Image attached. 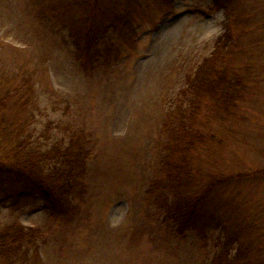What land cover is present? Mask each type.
Returning a JSON list of instances; mask_svg holds the SVG:
<instances>
[{
	"label": "rangeland",
	"instance_id": "obj_1",
	"mask_svg": "<svg viewBox=\"0 0 264 264\" xmlns=\"http://www.w3.org/2000/svg\"><path fill=\"white\" fill-rule=\"evenodd\" d=\"M82 1L0 0V74L30 76L34 91L7 118L42 143L76 131L90 148L84 191L66 210L25 196L22 176L0 182V234L39 236L0 264H219L224 254L264 264V0H98L95 18ZM207 58L232 78L234 106L202 104L193 127L205 140L185 150V188L241 176L213 186L174 232L164 121Z\"/></svg>",
	"mask_w": 264,
	"mask_h": 264
},
{
	"label": "trees",
	"instance_id": "obj_2",
	"mask_svg": "<svg viewBox=\"0 0 264 264\" xmlns=\"http://www.w3.org/2000/svg\"><path fill=\"white\" fill-rule=\"evenodd\" d=\"M97 2L98 0L81 2L87 5L88 11H92L89 12L92 18L98 16ZM211 2L223 9L228 4L226 0ZM231 79L215 67L214 59H204L198 69L187 76L182 95H179L181 99H174L173 105L166 113L164 130L168 135V141L163 145L164 155H161L160 160L166 185L170 192L174 193L172 199L164 203V219L170 221L174 232L183 231L189 224L187 223L189 218L197 219L203 196L213 186L231 176H241L239 173L216 177L208 186L192 192L197 193L195 195L188 192L183 180L185 173L190 169L185 150H190L196 143L200 144L205 140L203 133L193 127L198 111L202 104L207 103L204 102L205 99L216 109L231 110L235 98ZM12 80V75L8 76L6 72L0 74V83L3 86L0 90V182L12 180L14 174L17 179L22 176L26 185L23 192L25 196H30L31 193L40 194L45 204L56 206L65 203L66 210L72 204V194L77 191L82 193L85 188L81 174L86 171L90 154L88 139L83 134L71 131L67 137L53 140L50 144L42 143L33 138L31 131H26V124L7 118L6 109L13 99L20 106H26L33 100L34 95L30 76L23 73L20 83H14ZM192 140L195 142L193 146L190 145ZM38 237L36 229H24L22 226L14 231L1 233L0 255L15 253L25 255V258L31 246L37 244ZM226 242L232 243L231 240ZM237 256L229 257L224 254L217 262L247 264L239 261Z\"/></svg>",
	"mask_w": 264,
	"mask_h": 264
}]
</instances>
